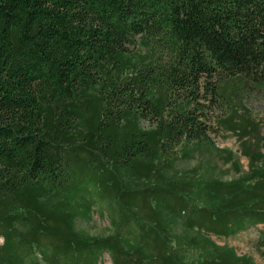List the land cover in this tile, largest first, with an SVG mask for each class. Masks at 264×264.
Instances as JSON below:
<instances>
[{"label": "trees", "instance_id": "trees-1", "mask_svg": "<svg viewBox=\"0 0 264 264\" xmlns=\"http://www.w3.org/2000/svg\"><path fill=\"white\" fill-rule=\"evenodd\" d=\"M252 96L264 0H0V264H257Z\"/></svg>", "mask_w": 264, "mask_h": 264}, {"label": "rangeland", "instance_id": "rangeland-1", "mask_svg": "<svg viewBox=\"0 0 264 264\" xmlns=\"http://www.w3.org/2000/svg\"><path fill=\"white\" fill-rule=\"evenodd\" d=\"M246 105L249 107L253 115L264 124V99L252 96L246 100ZM212 136L220 147H229L234 150L238 148L236 137L228 131L223 130L220 133H212ZM195 162L196 161H193V164ZM243 163L247 165L248 162L246 158H243ZM78 225L89 230L93 234H105L109 232L110 222L107 217L100 215L98 208L95 206L92 217L90 219H80ZM263 230L264 223L252 226L247 230L241 231L236 235L227 238L213 235V239L220 244H227L234 247L238 254H248L252 256L257 264H264V255L256 248L260 232ZM0 242H2V238L0 239ZM99 264H112L110 255L104 253Z\"/></svg>", "mask_w": 264, "mask_h": 264}]
</instances>
